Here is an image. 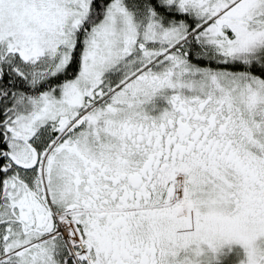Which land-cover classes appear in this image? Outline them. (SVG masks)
I'll list each match as a JSON object with an SVG mask.
<instances>
[{"label":"snow or ice","instance_id":"6c2138e0","mask_svg":"<svg viewBox=\"0 0 264 264\" xmlns=\"http://www.w3.org/2000/svg\"><path fill=\"white\" fill-rule=\"evenodd\" d=\"M0 264H264V0H0Z\"/></svg>","mask_w":264,"mask_h":264}]
</instances>
